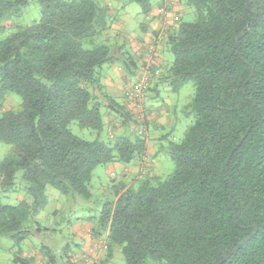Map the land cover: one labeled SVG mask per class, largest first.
Wrapping results in <instances>:
<instances>
[{
  "label": "trees",
  "instance_id": "16d2710c",
  "mask_svg": "<svg viewBox=\"0 0 264 264\" xmlns=\"http://www.w3.org/2000/svg\"><path fill=\"white\" fill-rule=\"evenodd\" d=\"M29 1L0 0V21ZM36 1L40 17L0 40V141L17 153L0 161V190L13 189L20 170L27 183L17 204L4 203L0 191V237L10 236L19 247L16 264L35 261L22 253L35 231L33 216L47 205L48 186L90 198L97 166L128 164L147 152L140 136L88 140L71 128L77 123L102 131L103 110L134 121L101 80L100 68L118 60L104 39L112 19L103 1ZM121 1L138 3L144 14L152 9V0ZM187 3L196 20L180 21L166 38L174 56L168 70L173 90L189 81L195 86L185 107L194 120L180 142L169 144L174 171L136 188L117 184L116 199L104 203L93 231L108 232V251L121 246L126 264L148 258L264 264V0ZM9 92L21 96L20 109H2ZM41 250L46 264H65L50 246ZM68 258L75 264L73 255Z\"/></svg>",
  "mask_w": 264,
  "mask_h": 264
},
{
  "label": "rangeland",
  "instance_id": "374dc122",
  "mask_svg": "<svg viewBox=\"0 0 264 264\" xmlns=\"http://www.w3.org/2000/svg\"><path fill=\"white\" fill-rule=\"evenodd\" d=\"M102 1L107 2V0ZM112 2L115 7L120 6L122 3L121 0H113ZM117 11L119 13V19L122 20L118 22H123V17H127L130 27L134 28L135 34L143 35L144 31L142 25L147 22V15L143 13L138 3H126L123 8H118ZM9 14V17L0 21V40L6 38L20 27L30 25L37 20L41 14V6L36 0H30L28 5L24 7L20 13L12 11ZM196 18L197 12L195 7L186 2L184 4V15L180 21L192 22L195 21ZM106 35L108 34L106 33ZM106 35H104L106 41L115 43L112 37ZM132 36L134 37L135 35ZM132 36L130 38H132ZM164 45V56L170 59L168 65H166V69L169 70L174 56L170 45L166 41ZM114 52L118 57V66L121 68L122 72L134 82L136 74L131 72L133 70L132 66H130L131 57L125 51L121 52L117 50ZM135 62L138 64V61L135 60ZM105 67H107V64L100 68L102 74H105L107 70ZM113 69L114 68L111 69V75L116 76L117 73L114 72ZM194 94L195 86L192 81L187 82L179 91H169L168 86L167 88L161 87L163 105L168 107L171 115L177 118V128L173 136L168 137L167 133L170 130L166 126L163 129H158V133L166 136L162 141H155L152 136H149L150 133L148 134L147 131V118L135 120L132 123L133 127H131V125L124 123L122 118L115 111H112V117L109 114L107 118H105L106 110H103L105 114V125L100 132L93 129L81 128L77 123H72L71 128L73 132L88 140L95 139L98 134L104 141L113 140L115 137L123 134L131 138H136L138 136L145 139L147 138L151 141V143H149V148L151 149L152 147V150L147 152V158L144 164L149 168L142 172V175H140L141 177L136 175V180L134 181L131 176L128 177L129 179H127V176H122L118 169H115L113 171L115 174H112L111 169L113 163L97 166L92 175L90 198H83L75 193L66 195L55 187L48 186L46 190L48 198L47 205L37 211L35 216H33L32 229H35V231L34 234L25 241L22 256L33 257L35 261L32 264H45L41 250L44 244L50 246L54 252H57L59 242L72 244V224L79 221V218L83 216H96L98 211L102 210L105 202L115 200V186L117 184L123 182L130 185L131 183V185L136 188L148 177L168 178L175 168L174 161L169 154V144L172 141L180 142L184 138L187 128L193 122L194 117L187 114L185 105L187 106L192 101ZM21 103L22 98L19 94L9 92L6 99L3 101L2 109L18 110L21 107ZM151 127L152 126L149 125V129L152 132ZM119 128L121 129L118 130ZM16 154V149L12 144L0 141V161L6 156H14ZM135 161L136 160H133L131 164L128 163L126 165L132 166ZM26 185L27 183L23 180V171L20 170L17 173L14 188L5 191L2 189L0 190L2 201L8 204H17L25 196ZM38 227L43 229L40 233H36ZM18 250L19 247L14 244L10 236L0 237L1 264H16L14 262V256ZM46 260L45 258V261ZM112 262L113 264H126L121 246L118 247ZM145 264H162V262L148 258Z\"/></svg>",
  "mask_w": 264,
  "mask_h": 264
},
{
  "label": "crops",
  "instance_id": "0c3cea01",
  "mask_svg": "<svg viewBox=\"0 0 264 264\" xmlns=\"http://www.w3.org/2000/svg\"><path fill=\"white\" fill-rule=\"evenodd\" d=\"M112 1L113 0H107V2H103L107 7L109 17L112 19L110 28L106 32L108 35H106V33L105 35L112 37L115 43L110 44L113 45L116 51H125L131 57V65L133 68L131 72L136 74V78L134 82H132L131 79L122 72L121 68L118 66L119 61L116 60L114 63L107 64V67H105L107 68L105 74L101 72L102 83L106 86L108 93L118 103L124 105L125 109L132 114L135 121L138 110L131 107L126 96V90L138 81L149 53L151 50H154L159 67L157 68L158 71L153 72L151 84L145 98V110L147 131L148 134L150 133L149 136H152L155 141H162L166 136L158 133V129H163L165 126L168 127L170 131L167 134L168 137H170L174 135L173 133L177 128L176 116L171 115L169 108L163 105L161 98L162 86L166 88L168 86L169 91H175L171 85L172 78L169 72H167L168 69H166V65H168L170 59L164 56V43L168 31L175 28L180 20H182L184 15V4L187 0H152V9L146 14L147 22L142 25L144 31L142 36L135 34L134 28L130 27L127 17H123V22H118L120 17L117 10L118 8H123L125 4L122 2L120 6L115 7ZM132 35L135 36L133 37ZM131 36L132 38H130ZM134 58L138 61V64L135 62ZM112 68H114L113 71L117 73L116 76L111 75ZM109 114L112 117L113 113L108 110L106 111L105 118H107ZM133 122L128 123V125L133 127ZM149 125L152 126V132L149 129ZM120 129L121 128L118 130ZM146 140L148 152L152 150V147L151 149L149 148V143H151V141L147 138ZM147 152L143 159H135L136 161L132 166L122 162L113 163L111 173L115 174L113 171L118 169L122 176H127V179L131 176L135 181L136 175L141 177L140 175H142V172L149 168L144 164L147 158ZM100 212L101 211H98L97 215L93 216L94 218L92 215L83 216L79 218V221L72 224V244L59 242L58 250L55 252L60 263L65 262V264H68V257L73 255L75 264H87L82 258V256L87 255L93 260L94 264H113L112 260L117 253L119 245H112V251L109 252L108 232L95 235L93 231V229L98 227ZM63 254L66 256V259L61 258ZM42 257L46 264V257L44 255ZM69 264L71 263L69 262Z\"/></svg>",
  "mask_w": 264,
  "mask_h": 264
},
{
  "label": "built area",
  "instance_id": "2783aa9c",
  "mask_svg": "<svg viewBox=\"0 0 264 264\" xmlns=\"http://www.w3.org/2000/svg\"><path fill=\"white\" fill-rule=\"evenodd\" d=\"M158 67L155 51L151 50L138 81L126 90V96L131 107L138 110L136 120L146 118L145 98L151 84L153 72L158 71ZM83 258L87 264H94L89 256L84 255Z\"/></svg>",
  "mask_w": 264,
  "mask_h": 264
},
{
  "label": "water",
  "instance_id": "95a60500",
  "mask_svg": "<svg viewBox=\"0 0 264 264\" xmlns=\"http://www.w3.org/2000/svg\"><path fill=\"white\" fill-rule=\"evenodd\" d=\"M247 29V28H246ZM246 29L241 33V35H240V37L244 34V32L246 31ZM239 37V38H240ZM238 38V39H239ZM246 136H247V134H245L244 135V137L241 139V141L239 142V144L235 147V149L232 151V153H231V155H230V157L232 156V154L234 153V151L236 150V149H238L240 146H241V144H242V142L244 141V139L246 138ZM230 157L228 158V160H227V162L230 160ZM236 217H237V214H236ZM253 235H250V236H248V237H246L245 239H243L238 245H237V247L234 249V251L232 252V254H234L235 252H237V250L241 247V246H243L251 237H252ZM229 257H227V258H225L224 260H227Z\"/></svg>",
  "mask_w": 264,
  "mask_h": 264
}]
</instances>
